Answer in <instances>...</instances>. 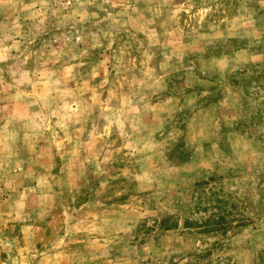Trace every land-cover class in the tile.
I'll return each instance as SVG.
<instances>
[{
    "label": "rangeland",
    "instance_id": "374dc122",
    "mask_svg": "<svg viewBox=\"0 0 264 264\" xmlns=\"http://www.w3.org/2000/svg\"><path fill=\"white\" fill-rule=\"evenodd\" d=\"M0 264H264V0H0Z\"/></svg>",
    "mask_w": 264,
    "mask_h": 264
}]
</instances>
